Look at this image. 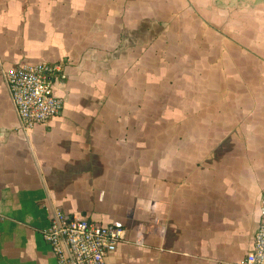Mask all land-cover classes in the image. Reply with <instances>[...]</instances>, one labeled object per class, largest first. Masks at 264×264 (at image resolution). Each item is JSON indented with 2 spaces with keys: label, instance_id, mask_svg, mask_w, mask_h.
<instances>
[{
  "label": "crops",
  "instance_id": "obj_1",
  "mask_svg": "<svg viewBox=\"0 0 264 264\" xmlns=\"http://www.w3.org/2000/svg\"><path fill=\"white\" fill-rule=\"evenodd\" d=\"M60 62L21 125L5 74ZM264 196V0H0V264H57L56 210L125 226L105 264H237Z\"/></svg>",
  "mask_w": 264,
  "mask_h": 264
},
{
  "label": "built area",
  "instance_id": "obj_2",
  "mask_svg": "<svg viewBox=\"0 0 264 264\" xmlns=\"http://www.w3.org/2000/svg\"><path fill=\"white\" fill-rule=\"evenodd\" d=\"M60 62L23 64L7 71L5 79L21 125L32 128L48 122L63 111L54 81L64 78ZM120 223L100 224L56 210L43 237L56 256L57 264H105V258L125 239ZM237 264H264V196L253 248Z\"/></svg>",
  "mask_w": 264,
  "mask_h": 264
},
{
  "label": "rangeland",
  "instance_id": "obj_3",
  "mask_svg": "<svg viewBox=\"0 0 264 264\" xmlns=\"http://www.w3.org/2000/svg\"><path fill=\"white\" fill-rule=\"evenodd\" d=\"M57 82H58V80L54 81V89L57 86Z\"/></svg>",
  "mask_w": 264,
  "mask_h": 264
}]
</instances>
